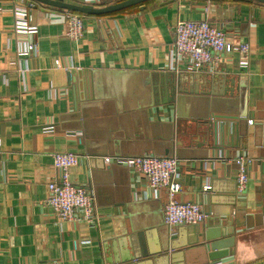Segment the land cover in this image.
I'll use <instances>...</instances> for the list:
<instances>
[{
  "label": "crops",
  "instance_id": "1",
  "mask_svg": "<svg viewBox=\"0 0 264 264\" xmlns=\"http://www.w3.org/2000/svg\"><path fill=\"white\" fill-rule=\"evenodd\" d=\"M19 3L33 4L38 54L31 57L19 56L14 41L10 45L12 9ZM0 10V264H202L196 248L183 255V248L169 246L167 189L155 193L139 171L103 161L147 154L180 159L177 198L198 201L207 214L198 232L184 225L183 243L198 241L199 231L218 230L215 219L226 217L228 224H221L230 230L222 236L231 245L226 264H264L263 3L150 0L107 16L86 15L78 40L66 35L62 8L0 0ZM184 19L209 20L235 42L248 43L249 68L241 67L235 52L217 54L200 70L187 69L186 59L173 53L175 27ZM171 72L188 92L178 93L170 115L168 105L156 102L157 95L161 102L166 97ZM206 114L229 117L218 121L236 129L235 143L225 151L229 158L215 161L213 173L207 163L202 177L203 160L193 156L202 152L196 146L209 142L198 128ZM178 119L190 137L180 134L177 141H183L172 150ZM66 151L78 155L71 182L94 195L93 223L83 219V211L76 220H60L45 203L49 183L58 178L54 153ZM241 155L250 162L239 196L235 160ZM214 174V191L205 192ZM119 243L133 259L120 261Z\"/></svg>",
  "mask_w": 264,
  "mask_h": 264
},
{
  "label": "built area",
  "instance_id": "2",
  "mask_svg": "<svg viewBox=\"0 0 264 264\" xmlns=\"http://www.w3.org/2000/svg\"><path fill=\"white\" fill-rule=\"evenodd\" d=\"M33 4L19 3L12 9L15 15V36L11 41L16 44L19 56L31 57L38 54V44L34 40L38 27L32 15ZM3 11V10H0ZM85 14L66 11V35L78 40L84 35ZM176 40L173 53L177 60L185 58L189 70H200L211 64L217 54H240V65L249 68L251 47L248 43H238L230 39L227 32L219 29L209 20H179L175 27ZM25 62V61H24ZM107 163L117 162L139 171L150 183L154 192L166 188L168 201L163 207L166 223L174 228L179 225H198L205 221L207 214L198 201H180L177 194L181 191V160L175 156L147 154L143 156L105 157ZM237 194L245 193L249 180L248 163L243 155L236 158ZM78 163V155L73 151L54 153V165L58 178L48 185V205L60 220H76L79 211L83 219L93 223L97 219L94 195L88 189L75 185L70 180V168ZM209 187L206 186L205 189Z\"/></svg>",
  "mask_w": 264,
  "mask_h": 264
},
{
  "label": "water",
  "instance_id": "3",
  "mask_svg": "<svg viewBox=\"0 0 264 264\" xmlns=\"http://www.w3.org/2000/svg\"><path fill=\"white\" fill-rule=\"evenodd\" d=\"M37 1L39 3L51 6V7H56V8H62L64 10H68V11H73V12H77V13H82L85 15H103V14H109V13H114L126 8H129L131 6L134 5H138L141 3H144L146 1H150V0H120V1H116V2H112V3H108V0H100V1H106L105 3L101 2V4L98 5V1L97 0H91L89 5H84V4H78V3H74V2H68L66 0H34ZM250 2H259V3H263L264 4V0H247ZM183 82L181 80L180 75H175L174 72H171L169 75V80H168V87H166V97L164 98V100L161 102L160 100V96H158L157 105H161V104H166L168 105V112L171 113V105L173 106L178 100V93H186L188 91H183L181 88V84H183ZM190 93L193 92V90L189 91ZM210 115V114H208ZM217 120V122L214 121ZM223 119H228L229 117H225V116H202L200 118H198L199 123H201L202 125H200L199 131H201L203 133V135L205 136V138H209V142L206 141L205 143H203L202 145H198L196 146L197 148H202V152L198 153V156H193V158L195 159H199V160H203L201 167L199 168V171L202 172V177L203 174L206 175L209 172L213 173V170H215L216 165H215V161L217 162H221L224 159H227L229 157H225V151L226 148H229L230 146H232V143H235V139H234V135H232V132H234L236 129L235 125L233 126V123L229 126V128L225 127L224 124H222V121L219 123L218 120H223ZM170 120L172 121V117H170ZM181 122L178 119L176 127L174 128V132L172 135V141H171V147L172 150L176 149L177 145H181V142L183 140H181L180 143H178L177 138L180 134L186 136V137H190V133L188 132V129L185 130L184 132H181ZM180 127V128H179ZM228 136H231L230 139ZM190 143V142H189ZM187 144L186 146L188 147H192V143ZM234 145V144H233ZM209 150L211 151V154L209 155ZM193 153H196L195 150H192ZM166 154H169V150L166 149ZM197 155V154H196ZM168 156V155H167ZM104 162H105V158H103ZM209 163V169L208 171L204 170L205 165ZM217 176L216 174H214L213 176H209V182L210 184L208 185V189H205V192H212L214 191V186L215 183L217 182ZM237 193V192H236ZM242 196V195H239ZM217 225L219 227V229H215V230H205L203 232L199 231L198 234V241H193L192 245H186L185 243H183L181 241V236L183 234V231L185 229H187V227H185L184 225H179L177 227V230L175 232H172L170 234V225L168 223H166L167 228H168V232H169V246L171 247V249L174 248H183V255H185V249H190L192 248H196L197 253L200 254L201 256V262L202 264H218V263H223L226 264L228 261H230V258H228L230 256V251H229V247H231V245H228L227 243L229 242H225L222 240V236L229 233V229L226 228H221V224H228L226 221V217H218L217 219ZM225 224V225H226ZM195 224H192V227H188L191 230H198L197 226ZM185 227V228H184ZM184 228V229H183ZM198 232V231H197ZM199 237H202L203 240L201 242H199ZM196 238V235H194V239ZM120 245L122 243H119ZM224 248H228L225 250H220V249H224ZM143 254H138L139 256L145 255V251L143 250L142 252ZM138 257V256H137ZM130 259V254L127 250H125L122 245H121V262L122 263H126L128 262ZM120 263V262H118ZM138 264H142L138 263Z\"/></svg>",
  "mask_w": 264,
  "mask_h": 264
},
{
  "label": "trees",
  "instance_id": "4",
  "mask_svg": "<svg viewBox=\"0 0 264 264\" xmlns=\"http://www.w3.org/2000/svg\"><path fill=\"white\" fill-rule=\"evenodd\" d=\"M104 3L106 2V1H103ZM134 6H136V5H134ZM131 7H133V6H131ZM131 7H129V8H131ZM128 8V9H129ZM115 13V12H114ZM79 14H82V13H79ZM111 14H113V13H109V14H103V15H99V16H107V15H111Z\"/></svg>",
  "mask_w": 264,
  "mask_h": 264
}]
</instances>
